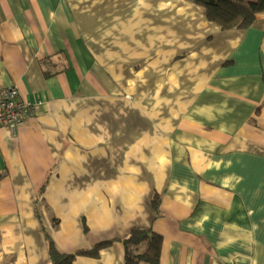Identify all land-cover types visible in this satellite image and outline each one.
<instances>
[{
	"label": "crops",
	"instance_id": "1",
	"mask_svg": "<svg viewBox=\"0 0 264 264\" xmlns=\"http://www.w3.org/2000/svg\"><path fill=\"white\" fill-rule=\"evenodd\" d=\"M0 264H264V14L223 30L193 0H0ZM158 197V211L153 206ZM86 228L88 231H86ZM148 264V263H141Z\"/></svg>",
	"mask_w": 264,
	"mask_h": 264
},
{
	"label": "trees",
	"instance_id": "2",
	"mask_svg": "<svg viewBox=\"0 0 264 264\" xmlns=\"http://www.w3.org/2000/svg\"><path fill=\"white\" fill-rule=\"evenodd\" d=\"M205 14L208 21L223 30L246 29L255 24L257 17L264 14V0H193ZM158 197L153 206L158 211ZM86 231L88 229L86 228ZM48 264H73L77 256H99L100 250L109 244H101L88 251L75 254L62 253L49 234ZM125 264H160L163 237L152 229L133 228L123 240Z\"/></svg>",
	"mask_w": 264,
	"mask_h": 264
},
{
	"label": "built area",
	"instance_id": "3",
	"mask_svg": "<svg viewBox=\"0 0 264 264\" xmlns=\"http://www.w3.org/2000/svg\"><path fill=\"white\" fill-rule=\"evenodd\" d=\"M34 110L35 106L22 98L17 87L5 88L0 99V129L16 134Z\"/></svg>",
	"mask_w": 264,
	"mask_h": 264
}]
</instances>
